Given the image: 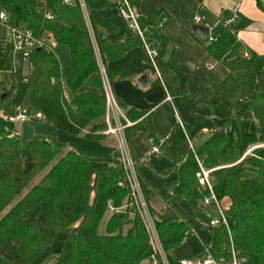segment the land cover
Wrapping results in <instances>:
<instances>
[{"label":"trees","instance_id":"16d2710c","mask_svg":"<svg viewBox=\"0 0 264 264\" xmlns=\"http://www.w3.org/2000/svg\"><path fill=\"white\" fill-rule=\"evenodd\" d=\"M256 1L264 14L262 0ZM37 2L0 0V8L31 22L35 28L46 26L58 46L68 48L72 71L65 83L73 99L64 97L56 54L41 49L33 51V71L23 85L21 105L39 111L55 130L102 141L107 129L104 82L81 10L61 4V0H50L54 19L45 23ZM86 2L92 10L93 36L108 82L127 78V71L109 64L141 46L139 39L121 44L110 41L108 35L117 28L98 11L115 8L116 4L110 0ZM130 2L138 10L140 0ZM157 15L152 11L144 18L138 13V19L142 26L155 25ZM218 16L216 24L210 26L212 39L201 42L208 57L224 63L229 73L219 88L207 87L187 97L190 101L201 96L214 104L222 102L229 115L211 129L202 145H193V149L192 136H186L189 128L175 125L172 143L162 151L172 164L165 176L174 177L162 188L169 203L178 204L205 225L202 214L208 207L203 200L211 191L199 183L197 175L201 168L210 170L212 191L224 204L227 226L212 227L208 223V243L189 259L202 263L211 257L215 262L231 264L235 254L241 264H264V55L244 57L245 47L238 35L249 26L250 19L230 11ZM152 34L160 54L165 50V38L158 31ZM177 63L172 56L169 64L178 71ZM0 70H12V56L1 48ZM89 79L95 91L85 92L82 88ZM7 80L10 88L0 84V112L5 114L14 112L22 88L14 77ZM118 105L121 108L119 101ZM125 112L132 123L141 119L126 129L127 143L139 132L155 141L146 111ZM24 141L25 147L21 146L20 136L0 132V264H141L148 260L150 264H163L133 204L119 155H87L66 147L55 137L36 136ZM140 187L148 203L152 192L142 181ZM109 203L123 208L122 212H111ZM149 211L153 217L150 206ZM107 214L104 233H100ZM154 225L167 264H180L183 259L176 258L173 251L192 235L194 224L156 220Z\"/></svg>","mask_w":264,"mask_h":264},{"label":"crops","instance_id":"0c3cea01","mask_svg":"<svg viewBox=\"0 0 264 264\" xmlns=\"http://www.w3.org/2000/svg\"><path fill=\"white\" fill-rule=\"evenodd\" d=\"M262 3L264 4V0ZM137 11L144 18L154 11L158 14L156 22H163V27L158 32L164 36L166 45L157 59L163 82L157 79L152 66L148 64L146 51L142 46L137 45L124 57L109 64L110 67L121 68L128 72L125 79L115 78L110 88L119 101L122 112L126 113L125 111L129 109L144 110L147 112L145 116H150L155 141L145 132H139L129 140L128 147L136 160V172L140 181L152 192L148 204L154 212L153 220L190 221L194 224L192 235L173 251L176 258L191 261L189 258L203 250L211 233L208 227L201 226L178 204L169 203L166 200L162 184L172 180L174 175L165 176L171 171L172 164L162 151L166 145L172 143L171 133L175 125L182 126L184 130L185 127L189 128L187 135L192 136L193 145L199 147L210 135L211 129L229 115V109L222 102L214 104L201 96L193 101L188 99L189 95L202 93L207 87L219 88L229 73L224 63L208 57L205 43L201 42L206 39H200L193 32V26L204 25L211 32L210 26L216 24L221 12L238 13L251 21L249 26L240 30L238 35L245 47L244 55L247 54L248 57L252 53L264 55V14L258 8L256 0H201V2L199 0H140ZM98 14L117 28V32L108 35V39L113 43L121 44L136 38L128 29L127 23L118 16L115 8L98 11ZM211 36L212 32L210 38ZM97 51L96 57L102 73L105 66L102 65L100 53ZM172 56L177 59L178 71L172 69L169 64ZM62 83L64 97L71 101L72 94L63 78ZM82 90L95 91L92 79L86 81ZM168 95L171 101L167 99ZM0 114L5 116L3 112ZM105 136L102 141L83 139L89 142H100L112 149L111 155H118L119 144L107 137L108 135L105 134ZM154 145L159 146V154H150ZM223 202L226 205L229 204L227 198H224ZM214 207L217 209L215 205ZM166 208L170 212L167 213ZM208 208L202 216L205 213L211 215L212 210ZM150 263L148 260L141 264Z\"/></svg>","mask_w":264,"mask_h":264},{"label":"built area","instance_id":"2783aa9c","mask_svg":"<svg viewBox=\"0 0 264 264\" xmlns=\"http://www.w3.org/2000/svg\"><path fill=\"white\" fill-rule=\"evenodd\" d=\"M116 4L115 9L118 16L127 23V27L132 34H134L140 41L141 46L146 51L148 64L152 66L157 79L163 82L161 74L158 70L157 59L159 57V49L156 47L155 41L152 37V33L159 31L163 27V22H156L155 25L142 26L140 20L138 19V11L131 4L130 0H110ZM37 10L43 14V22L48 23L54 19V15L51 10L50 0H38ZM61 4L71 7L79 8L82 13L83 20H85L86 27L89 35L92 38L94 51H97V45L95 37L93 36L92 25L90 20V15L92 10L89 9L86 0H61ZM212 39V37L210 38ZM58 47L56 37H54L53 32L46 26H41V28H35L31 24L20 17H15L11 11L1 7L0 8V48L3 50H8L12 56V70L5 71L0 70V82L3 79H9L14 77L16 84L25 85L28 81L29 75L33 71L32 66V55L35 50H45L46 52H53L56 54L55 50ZM98 52V51H97ZM244 57L248 58L245 54ZM102 81L104 82V92L106 97V123L108 125V130L105 134L116 135L119 143V157L122 160L124 172L126 174L127 185L131 189V196L133 204L136 205L137 210L140 213L142 220L144 221L145 227L150 235L151 231L153 235L156 236L155 225L152 215L149 211V204L145 200L143 190L140 187V181L138 174L136 172V160L132 157L128 143L125 139V131L128 126L133 125L126 115L120 109L116 97H114L112 90L110 88V82H108L105 70L102 69ZM167 99L171 101V97L168 95ZM7 120L11 123H20L27 120H44L43 114H41L36 109L29 106H22L18 104L14 109L13 113L5 114ZM187 138L188 135L186 134ZM190 147L194 148L193 143L190 142ZM160 149L158 145H154L150 151V154H159ZM210 170L204 171L200 169L197 177L199 178V183L202 186L208 187L211 191L210 196L203 200L205 206L211 204L215 205L219 212V219H211L209 224L212 227L218 226L220 224H225L227 226V217L224 212V204L218 202L210 184ZM122 185V183H119ZM109 210L113 213L122 212L123 208H114L110 203ZM151 242V235H150ZM222 264V262H215L211 257H208L202 263H192L188 260H181L180 264ZM231 264H241L237 260L235 254H233V259Z\"/></svg>","mask_w":264,"mask_h":264},{"label":"rangeland","instance_id":"374dc122","mask_svg":"<svg viewBox=\"0 0 264 264\" xmlns=\"http://www.w3.org/2000/svg\"><path fill=\"white\" fill-rule=\"evenodd\" d=\"M263 6H264V4H263ZM55 52H56V56L60 62V68L62 71V78L64 79V81H66L68 79V77L70 76L71 71H72L71 67H70V52H68V48L66 46H58L56 48ZM7 81H8L7 79H3V81L0 82V84L4 83L7 86L6 88L8 89V88H10L11 84H9ZM23 90H24V87L22 86V88L20 89V92H19L18 104H21V101H22L21 97H22ZM105 118H106V116H105ZM126 118H127V116H126ZM129 121L131 122V120H129ZM108 129L109 128L107 125V129L105 130V132ZM4 131H10L13 134L20 136L21 137V146H23V147H25L24 138H36V136H41V137H45V138L55 137L60 143L66 145V147L75 149L81 153L83 152L87 155L103 156V155H111L112 154V149L107 148L104 144H102L100 142H98V143L89 142V141L83 139V137L80 138V137H76V136H71L68 133H64L62 131H57L53 128L52 125L46 123L43 120L35 119V120H27V121L20 122V123L19 122L18 123H11L7 120L6 116L0 114V132H4ZM106 135H108L107 137L114 140L115 143L119 144L118 138L116 135H114V134L113 135L106 134ZM253 148L254 147H252L251 150H253ZM251 150H249L248 152H250ZM204 171H207V170H204ZM34 183H36V182H34ZM208 207L212 210V213H210L211 215H207L205 213L204 216H202V218L205 221V225H201V226H203L204 228H207L206 225H208V223L210 222L211 219H219V214L217 212V209L214 207V205L211 204ZM166 211H167V213L170 212V210H168L167 208H166ZM108 215L109 214H107L102 220L103 222L101 223L100 230H99L100 233H104L105 225L107 222L106 220L108 219ZM198 230H199V228H198ZM150 235H151V242L150 243L152 245L153 250H155V252H157L159 254V258H160L161 262L163 264H167L164 252L161 248V242H160L158 235H156V236L153 235L152 231H151ZM190 262L198 263L200 261L198 259H194V260H191Z\"/></svg>","mask_w":264,"mask_h":264},{"label":"water","instance_id":"95a60500","mask_svg":"<svg viewBox=\"0 0 264 264\" xmlns=\"http://www.w3.org/2000/svg\"><path fill=\"white\" fill-rule=\"evenodd\" d=\"M193 32L200 38V39H210V29L207 26L204 25H194L193 26ZM38 51V49H37Z\"/></svg>","mask_w":264,"mask_h":264}]
</instances>
